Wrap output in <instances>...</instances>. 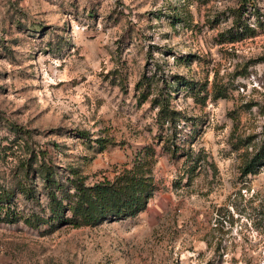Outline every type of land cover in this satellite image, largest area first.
<instances>
[{
    "label": "rangeland",
    "instance_id": "rangeland-1",
    "mask_svg": "<svg viewBox=\"0 0 264 264\" xmlns=\"http://www.w3.org/2000/svg\"><path fill=\"white\" fill-rule=\"evenodd\" d=\"M141 147L144 209L47 221ZM3 215L0 264H264V0H0Z\"/></svg>",
    "mask_w": 264,
    "mask_h": 264
},
{
    "label": "trees",
    "instance_id": "trees-1",
    "mask_svg": "<svg viewBox=\"0 0 264 264\" xmlns=\"http://www.w3.org/2000/svg\"><path fill=\"white\" fill-rule=\"evenodd\" d=\"M235 21L238 26L243 24L239 21V18L235 19ZM244 28L252 32V28L245 25ZM177 78L179 84L185 85L187 83L182 76H177ZM159 113L161 114L159 117L161 121L167 120V118L174 119V111L166 106H161ZM174 146L172 144V147L164 148L174 155L177 148ZM150 152V147H141L132 152L129 164L117 169L110 179L103 178L91 184H85V176L74 173L68 178V186L66 185L67 187L61 190L64 191L63 193L57 192L56 188H48L47 221L51 222V224L55 222V224L73 226L95 224L103 220H115L133 216L144 209L154 189L152 175L147 164ZM259 158L258 153H255V155L246 160L242 166L243 171L245 173L252 171L257 165ZM194 168L195 163L191 165L190 169ZM47 178L48 175L44 173L46 181H48ZM69 189H72L70 195L67 194ZM15 219L14 217L3 215L0 220L13 221ZM26 222L31 223L30 220H26Z\"/></svg>",
    "mask_w": 264,
    "mask_h": 264
}]
</instances>
